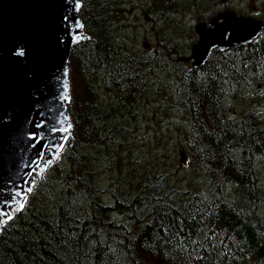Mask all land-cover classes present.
<instances>
[{"label": "trees", "instance_id": "1", "mask_svg": "<svg viewBox=\"0 0 264 264\" xmlns=\"http://www.w3.org/2000/svg\"><path fill=\"white\" fill-rule=\"evenodd\" d=\"M216 8L231 5L145 0L132 24L124 0H84L92 39L71 60L74 138L4 230L0 264H264V35L236 54L213 50L198 70L187 59L182 72L168 69L185 56L175 16L187 11L196 22ZM139 27L152 31L154 50L129 49ZM166 72L185 139L180 159L206 178L187 190L153 167L115 175L124 161L148 163L135 149L147 140L138 134L142 102Z\"/></svg>", "mask_w": 264, "mask_h": 264}, {"label": "water", "instance_id": "2", "mask_svg": "<svg viewBox=\"0 0 264 264\" xmlns=\"http://www.w3.org/2000/svg\"><path fill=\"white\" fill-rule=\"evenodd\" d=\"M83 4L84 0H0V211L6 213L0 215V238L30 206L38 184L62 162L74 138L71 60L75 49L92 39ZM219 20L212 21L210 29L200 24L203 33L197 26L200 41L191 52L194 69L205 65L212 48L249 45L264 29L261 22L240 18L256 26L238 43L224 39L229 32L224 30V45L205 46L202 35L214 31Z\"/></svg>", "mask_w": 264, "mask_h": 264}, {"label": "rangeland", "instance_id": "3", "mask_svg": "<svg viewBox=\"0 0 264 264\" xmlns=\"http://www.w3.org/2000/svg\"><path fill=\"white\" fill-rule=\"evenodd\" d=\"M126 8L132 12V14H127V18L130 19L132 24L134 23V17L136 13L135 7L141 4V1L145 0H124ZM201 1V0H199ZM221 4H229L235 8V11L241 12L243 16L251 15L256 18H264V0H220ZM220 9L216 8L215 13L219 12ZM183 14L175 16L174 27L177 32L175 36H178L176 41L179 46H181L182 52L185 53V56L179 57V60L175 62L169 61V68L171 71L177 70L182 72L186 63H183V59H187L189 67L192 68L191 62V43L194 42L197 38V35L193 34L195 26L203 21L192 22L191 16L188 15L187 11H183ZM214 11H210V14H213ZM140 17V14H138ZM141 18V17H140ZM174 36V37H175ZM191 41V42H190ZM198 40L194 43L196 44ZM128 47L132 52H142L147 53L155 48V39L152 35L150 28L148 30L141 29L130 30V39L128 40ZM176 59V57H175ZM170 78L168 72L162 76V81L160 86H157L151 89L147 101L142 102L143 117L140 120V131L138 134H143L146 137V142L141 144L139 148L141 152L148 154V163L145 159L141 164L129 165L127 161H124L123 166H115V175L119 176V173L122 172L125 175H128L129 172H133L135 169L145 170L153 167L155 172H167L172 175L171 186L178 185L179 187L187 190L191 186H195L199 181H206L204 174H197L194 169L188 166V161L182 162L180 159V153H182V144L184 143V137H179L178 128L180 124V119L175 115L171 110V104L173 103L172 98H175L173 95V85L169 83L165 85V82ZM153 87V86H152ZM101 98L104 101L109 100V96L104 91L99 92ZM257 93V92H256ZM256 95V94H255ZM235 103L238 106H247L244 100H236ZM244 101V102H242ZM140 142V141H139ZM141 143V142H140ZM122 157L126 159L129 157V154H123ZM139 159V158H135ZM140 173L138 172L137 175ZM133 180V176H130V181ZM129 181V182H130ZM231 197H237V191L234 188L230 189ZM263 208H264V200ZM261 213L264 217V209H261Z\"/></svg>", "mask_w": 264, "mask_h": 264}, {"label": "bare ground", "instance_id": "4", "mask_svg": "<svg viewBox=\"0 0 264 264\" xmlns=\"http://www.w3.org/2000/svg\"><path fill=\"white\" fill-rule=\"evenodd\" d=\"M222 20L223 23L219 26H216L214 31L202 35L203 44L205 46L211 42L224 45L220 42L222 38V32L224 30L230 32L229 41L238 43L239 40H241L244 35L249 33L256 26V24L251 21L237 20L234 16L229 15L227 12L225 13L224 19ZM199 25L200 24H198L197 26ZM203 31H204L203 28L199 26V32L203 33ZM199 41L200 40H198V42ZM198 42L196 44H198Z\"/></svg>", "mask_w": 264, "mask_h": 264}, {"label": "flooded vegetation", "instance_id": "5", "mask_svg": "<svg viewBox=\"0 0 264 264\" xmlns=\"http://www.w3.org/2000/svg\"><path fill=\"white\" fill-rule=\"evenodd\" d=\"M224 12L226 13V12H227V10H224ZM222 21H223V20H222ZM102 90H104V91L108 92V93H109V95H110V92H109L108 90H105V89H103V88L99 89L98 91H102Z\"/></svg>", "mask_w": 264, "mask_h": 264}, {"label": "snow or ice", "instance_id": "6", "mask_svg": "<svg viewBox=\"0 0 264 264\" xmlns=\"http://www.w3.org/2000/svg\"><path fill=\"white\" fill-rule=\"evenodd\" d=\"M20 55H23V53L21 52V53H19ZM0 215H6V213H4V212H2V211H0ZM9 218H11V217H9Z\"/></svg>", "mask_w": 264, "mask_h": 264}]
</instances>
